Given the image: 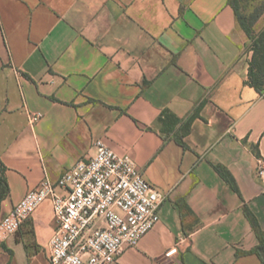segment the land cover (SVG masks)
<instances>
[{
  "label": "crops",
  "instance_id": "obj_1",
  "mask_svg": "<svg viewBox=\"0 0 264 264\" xmlns=\"http://www.w3.org/2000/svg\"><path fill=\"white\" fill-rule=\"evenodd\" d=\"M246 42L227 0H0V219L101 138L165 195L111 264H264L235 256L258 244L244 207L264 231V91ZM54 228L46 200L0 241V264H50Z\"/></svg>",
  "mask_w": 264,
  "mask_h": 264
},
{
  "label": "built area",
  "instance_id": "obj_2",
  "mask_svg": "<svg viewBox=\"0 0 264 264\" xmlns=\"http://www.w3.org/2000/svg\"><path fill=\"white\" fill-rule=\"evenodd\" d=\"M39 112L29 113L36 122ZM95 153L52 182L44 177L0 219V241L14 234L49 200L55 222L48 244L50 264H111L137 246L159 221L165 195L150 184L128 154L95 140ZM257 175L264 182V160Z\"/></svg>",
  "mask_w": 264,
  "mask_h": 264
},
{
  "label": "trees",
  "instance_id": "obj_3",
  "mask_svg": "<svg viewBox=\"0 0 264 264\" xmlns=\"http://www.w3.org/2000/svg\"><path fill=\"white\" fill-rule=\"evenodd\" d=\"M228 3L233 7L235 11V15L240 27L243 29L245 34L251 40V58L249 61V78L248 84L255 88L258 92L264 91V28L257 34H254L252 31V26L258 21L260 16L264 12V0L255 7L254 11L245 19V17L241 16L238 11L237 2L240 0H227ZM4 165L0 160V202L1 200L6 197L8 193V187L6 180L3 176L4 172ZM215 169L220 174V176L235 190L238 192L235 180L229 173V171L221 166L216 165ZM183 212L191 213L190 209L183 205L182 207ZM245 217L248 219L252 230L254 231L257 239L258 244L250 250L243 251L237 250L235 256L238 258L243 255L247 254H256L262 262H264V258L262 257V253H264V231L261 230L256 218L251 213V211L244 207L243 209Z\"/></svg>",
  "mask_w": 264,
  "mask_h": 264
},
{
  "label": "rangeland",
  "instance_id": "obj_4",
  "mask_svg": "<svg viewBox=\"0 0 264 264\" xmlns=\"http://www.w3.org/2000/svg\"><path fill=\"white\" fill-rule=\"evenodd\" d=\"M262 0H240L237 2L238 11L241 16L248 18V16L254 11L255 7L261 3ZM264 28V12L258 19V21L252 26V31L254 34L259 33ZM247 36V35H246ZM244 53L251 52V40L247 36V42L243 47Z\"/></svg>",
  "mask_w": 264,
  "mask_h": 264
},
{
  "label": "water",
  "instance_id": "obj_5",
  "mask_svg": "<svg viewBox=\"0 0 264 264\" xmlns=\"http://www.w3.org/2000/svg\"><path fill=\"white\" fill-rule=\"evenodd\" d=\"M262 257L264 258V253H262Z\"/></svg>",
  "mask_w": 264,
  "mask_h": 264
}]
</instances>
